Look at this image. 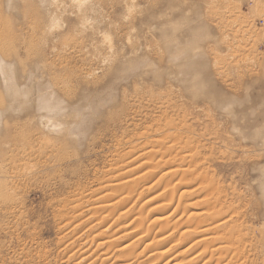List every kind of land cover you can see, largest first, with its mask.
<instances>
[{"label":"rangeland","instance_id":"1","mask_svg":"<svg viewBox=\"0 0 264 264\" xmlns=\"http://www.w3.org/2000/svg\"><path fill=\"white\" fill-rule=\"evenodd\" d=\"M0 100V264H69L87 225L88 241L100 221L119 230L129 217L90 215L85 201L114 192L125 154L161 130L155 173L180 151L182 181L208 185L212 208L239 227L228 264H264V0H0ZM136 163L133 177L145 169ZM134 185L122 194L140 210L132 224H152L162 211ZM69 213L75 233L63 228Z\"/></svg>","mask_w":264,"mask_h":264},{"label":"bare ground","instance_id":"2","mask_svg":"<svg viewBox=\"0 0 264 264\" xmlns=\"http://www.w3.org/2000/svg\"><path fill=\"white\" fill-rule=\"evenodd\" d=\"M57 95H55V96L57 97ZM41 97H43V95ZM59 98H61V97H59ZM43 99L44 98H41L40 101ZM59 101L57 103H59ZM0 103H1V100H0ZM58 105L60 106V104H58ZM58 105H55V106H57V108H58L59 107ZM45 106H47V105H45ZM44 108H42V109H44ZM0 110L2 111V108H0ZM6 110L7 109L4 107L3 111H6ZM56 123H58V122H56ZM63 124H64V122H63ZM60 125H62V124H60ZM171 125H172V123H171ZM60 127H62V126H60ZM145 130H148V129H145ZM164 131H166V130H164ZM158 133H159V131L156 132V134H158ZM166 133H168V132H165L164 134H166ZM148 134H150V133H148ZM164 134L161 130V132L158 134L159 137L157 135H155V137L157 136L159 139L155 138L156 140L154 139V143H152V144L149 143V146L145 150H143L144 149L143 146L140 145L141 146L140 148L142 149L141 152L137 151V150H136L137 152L136 151L133 152L132 149L128 148V149L132 150L133 154L131 152H130L131 156H130V154L128 156H127V154H125L126 157L124 159H126V158L129 159L128 161L125 160L126 164L123 166V169L125 168L124 169L125 171L122 168H120L123 170V173L121 175L119 174V176H115V178L111 181L112 184L111 185L109 184L110 186H108V189L114 190V192H112V193L106 192L105 193V192L94 191L95 192L94 194H93V192L91 193V194H93V199L91 201L90 200L85 201L86 202L85 207H87L86 209H87V212H89V214L92 212H95V211H97V213H98V211L99 212L100 211H110V209H113L114 213L112 212L113 213L112 215L115 216L114 214L117 211V216H118V218L114 219L115 221H117V220L121 221L122 218L125 219V218L129 217V219H128L129 221L125 225L121 224L122 226L118 227L119 230L115 229L116 231H114V233L112 235H109L111 233L107 234V232L109 231V228L105 227V225H106V224L104 225L105 221L100 216L104 222L102 223L100 221L98 223V225H99L98 228L101 226L99 228L98 232L95 233L94 235L91 234L93 236L91 237L90 241H88L89 239H87V238H90V237L88 236L85 239L84 238L85 236L83 237L82 235L89 232V231L92 232V230H94L93 228H95L97 225H94V224L93 225L92 224L87 225V226H89L88 227L89 229L87 230V232H84L81 235L79 234L81 239L80 240L78 239L79 243L77 242V245L75 246L76 240L75 239L71 240V239L74 238L72 234L75 233L74 230H76V227H78V224H77V226L73 227L72 225H74V223L72 224V222H74V220L78 217V215H77V213L75 215L72 214L75 211H73L71 214L69 213L70 215L65 214L66 216L64 217V221L65 220L66 221L63 224V228H64V230H67L68 228L71 227L72 229H70V232H73V231L74 232L71 233V236H72L70 239L71 242L68 244V246H65L64 252L71 251L74 246L77 247V249L75 248L76 250L73 248L75 251H73V252L71 251L72 253L69 252L70 254H68L69 256L66 258L67 263H69V264H228V262L226 260L227 253L228 252L229 253L234 252L233 250H235V244H237L236 246H239L238 245L239 242L241 243V245L243 244V237L240 236V232L238 230L239 227L234 225L235 221L233 222L231 217H229V218L226 217L225 213L227 211L224 210V212H223V211L215 210L217 208H215V209L212 208L213 204H216V203L212 204V202H210V200L208 199V197L206 195L207 192L205 193V190H207L206 188L208 185L204 189V187L202 188V185L200 182L199 184L201 186H200V188H198V183H196L194 181L196 178L194 180H192L194 182L191 184H190L189 180H187L189 183L182 181V180H185L183 178L184 177L183 175H185V173L187 171L184 173L181 171L182 169L180 170V168L182 167L181 164L179 163L181 159L179 161L176 159V157L178 155L177 153H179L180 151H178V152L175 151L177 153L175 155H172V156H176L174 158V160L171 161V163L174 162V163H172L173 165L171 164L167 167L165 166L164 167L165 172H163V173L161 172L160 174H158L159 172L157 173V171H156V173L158 174V176H156V173L154 171V169H155L154 167L157 166L160 168V166H158V165H159V162L161 161V160L155 159L156 154H160V159L162 157L164 158L165 156L162 155V154H164V152L161 153L162 152L161 150H160L161 152L154 151V147H155V145L158 144V142L162 143V145H163L164 142L161 141V139L165 138ZM152 135L153 134H151V136ZM160 135L161 136L164 135V136L161 137ZM172 137H173V135H172ZM146 138L149 140L150 135H149V138H148V136ZM146 138L144 137V140H146ZM141 139H143V138H141ZM136 141H137V139H136ZM129 142H131V141H129ZM131 143H135V142H131ZM165 143H166V141H165ZM133 146H134V144H131V147H133ZM134 147H136V146H134ZM162 147L165 149L164 146H162ZM172 147L175 148L174 146H172ZM163 148H161V149L163 150ZM169 148H170V146H169ZM173 148H172V152L174 151ZM138 150H140V149L138 148ZM175 150H177V149H175ZM170 152H169V155H170ZM152 153L154 155V157H153L154 159L149 158L150 154H152ZM166 153H167V157H168V152H166ZM171 154H173V153H171ZM172 156H171V158L173 159ZM120 157H122V155ZM129 157H131V159ZM141 157H146V158L148 157V159L151 161H149V160H148L149 162L146 161L149 163V164H147L145 162L146 158L141 159ZM178 157H179V155H178ZM181 157H183L182 154L179 158H181ZM13 160H15V156H13ZM138 160L142 163V167L144 166L143 168H145V169H144V171L143 170L140 171L141 174L138 173L135 177H133L132 175H134V173L137 171H135L134 173L132 172L133 174H129L128 172L131 170V167L133 169L132 164H134V161L137 162L136 165L138 164V162H139ZM156 160H158V161L154 163V161H156ZM162 160H164V159H162ZM168 160L169 159L167 158V161ZM191 161H193V160H191ZM144 162L146 163V165L144 164ZM183 162H184V159H183ZM163 163L161 162V164L164 166ZM166 163H170V160H169V162H166ZM187 163H190V162H187ZM140 167H141V165H140ZM117 170H118V168H117ZM117 170L115 172H117ZM184 170H186V168H184ZM189 170H190V168H189ZM0 172H2L1 168H0ZM180 174H181V176H180ZM193 174H194V172H193ZM144 175H145V178L143 177ZM153 175L156 176V182L160 181V184L163 183L164 185H162L163 187L158 188V189L156 188V186H159V184L156 186L154 185L155 187H153V188H156L157 192H156V194L151 195L152 196L151 197L149 194V191L153 188L150 187L151 183H150V180H148V179L151 177V179H153L155 181V179H154L155 177ZM175 175H176V177L178 176L177 177L178 179L174 177ZM168 176L170 177V179H168ZM193 177H194V175H193ZM195 177H197V176H195ZM181 178H183V179H181ZM198 179H199V177H198ZM135 180H137V181H135ZM139 180H143V182L145 180V182L139 183ZM199 181H201V179H199ZM134 183H135V185L138 184L136 186V189L140 187L139 189L141 192L138 191V193L140 192L139 194H141V196L143 194H146L145 197L147 195H149L148 199L143 198L145 200L143 202V204L144 203L149 204V206H151L150 208H156V209L159 208V209H161L159 211H162L161 213L158 214L157 217H155L156 219H155V221L153 220L154 222L152 224L151 223H148V224L145 223L144 224V220H140L139 227L134 226L136 224L138 225V223H137L139 221L138 216L141 214V213L139 214L138 211H140V210H138L136 212V215L134 216L133 215L134 207L131 209L132 204L129 207H127V205H125V201L130 200L132 197H129L130 195H128L127 197H125L126 195H122L124 192L123 189L125 187H131V185L133 186ZM100 185L102 186V184H100ZM210 186L211 185H209V187ZM213 187H214V185H213ZM118 189L122 190V192H120L119 194L117 192ZM102 193H104V194H102ZM136 193L137 192H135V194ZM137 194H136V196H138ZM76 195L74 197H76ZM108 195L110 198L108 197L107 199H105ZM175 195L177 197V200L175 199L177 205L176 206L174 205L175 207L173 208V214H172V212L168 214V210L170 209L171 205H173L172 202L174 201ZM221 197H219V198H221ZM136 198L137 197H135L134 202L137 203L139 198H137V199ZM169 198L173 199V201L171 200L172 204L167 203V200ZM213 198H212V200H213ZM219 198H218V200H219ZM74 201H75V199H74ZM136 203H134V204L136 205ZM78 204H77V207H78ZM220 210H221V208H220ZM131 211H132V214H131ZM88 215H87V218L89 217L88 219L95 217V216L91 217L90 216L91 214L89 216ZM131 215H133L132 216L133 219H136V216H137L138 221L134 220V224H132L133 219L131 218ZM231 215H233V214H231ZM117 216H115V217H117ZM142 216H144V215H141V217ZM103 217L104 218L106 217L105 214ZM107 217H108V215H107ZM99 220L100 219L98 218V221ZM114 220H113V222H114ZM92 221L90 220V222H92ZM82 225H83V223H82ZM102 225H104V226H102ZM80 226H81V224H80ZM103 227H105V228H103ZM94 231H96V230H94ZM64 233H62L64 235V236H62V239L64 237L67 240H69L68 238H70L69 237L70 233L68 231L67 232L65 231ZM237 233H238V235H237ZM122 238H123V241H120V239H122ZM66 239H64V241ZM171 242H174V243H171ZM140 243H143V245H142L143 247L141 246V248L139 247L140 248L139 249L138 246L140 245ZM64 245H66V244H64ZM109 247L110 248L112 247L113 249H109ZM173 248H175L174 249L175 255L174 256L171 255L172 256V257L170 256L171 258L168 256L170 259L168 258V260L166 259V261H164L165 259L163 260V258H165L167 256V254H169V252ZM194 248H196V250H194ZM237 251H239V250H237ZM239 252H238V255H240ZM133 253H134V255H132ZM170 253H172V252H170ZM235 255L236 254L234 253V256ZM238 255L235 256L236 258L232 255L233 259H237V257H239ZM229 258H227L228 261H229ZM230 261L232 262V259ZM234 261L236 262V260H234ZM197 262H199V263H197ZM239 263H240V261H239ZM230 264H232V263H230Z\"/></svg>","mask_w":264,"mask_h":264}]
</instances>
